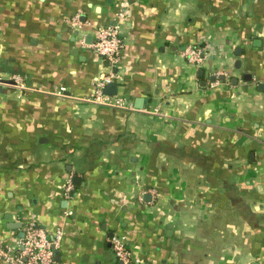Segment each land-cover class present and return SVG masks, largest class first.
<instances>
[{"label": "crops", "instance_id": "obj_1", "mask_svg": "<svg viewBox=\"0 0 264 264\" xmlns=\"http://www.w3.org/2000/svg\"><path fill=\"white\" fill-rule=\"evenodd\" d=\"M115 25L123 109L88 101L83 43ZM0 77L3 245L35 223L59 264H121L113 236L134 264H264V0H0Z\"/></svg>", "mask_w": 264, "mask_h": 264}, {"label": "built area", "instance_id": "obj_2", "mask_svg": "<svg viewBox=\"0 0 264 264\" xmlns=\"http://www.w3.org/2000/svg\"><path fill=\"white\" fill-rule=\"evenodd\" d=\"M77 21V19L75 20ZM83 43V42H82ZM87 46L96 53L107 64L108 72L102 74L94 83L92 95L89 102L109 108H130L124 99L118 96L107 95L104 90L107 85L114 83L118 78L115 70L120 65V58L124 47V39L120 26H103L98 28L92 44ZM207 50L201 47H188L184 55L187 61L195 66L200 65L207 55ZM18 89H25V83L21 76L14 75L11 78ZM0 83L2 78L0 77ZM65 88H60L56 93L61 95ZM66 200L73 198L74 186L71 179L62 189ZM63 239V231L57 229L50 235L44 228L35 223L26 226L24 237L17 246L7 247L0 242V261L6 264H59L57 261L56 249ZM117 261L121 264H134L139 262L132 256L131 251L118 236H113L110 240Z\"/></svg>", "mask_w": 264, "mask_h": 264}, {"label": "water", "instance_id": "obj_3", "mask_svg": "<svg viewBox=\"0 0 264 264\" xmlns=\"http://www.w3.org/2000/svg\"><path fill=\"white\" fill-rule=\"evenodd\" d=\"M2 83H12V81L2 80ZM117 88L118 87L115 83H111V84L107 85L104 92L107 95H116L117 94ZM74 182L77 184L79 182V179L76 178ZM23 236H24V233H23L22 237Z\"/></svg>", "mask_w": 264, "mask_h": 264}]
</instances>
